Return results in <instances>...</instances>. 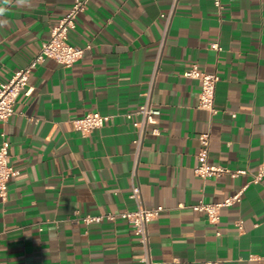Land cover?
Returning <instances> with one entry per match:
<instances>
[{
  "label": "crops",
  "instance_id": "0c3cea01",
  "mask_svg": "<svg viewBox=\"0 0 264 264\" xmlns=\"http://www.w3.org/2000/svg\"><path fill=\"white\" fill-rule=\"evenodd\" d=\"M74 1L13 0L0 18L8 21L0 26V83L35 57ZM222 4L87 0L69 40L91 48L70 67L49 57L38 63L33 92L22 91L15 113L0 119V142L5 132L19 169L8 199L0 198V264H140L126 220L75 219L135 209L134 182L145 207H164L149 224L153 264H264L251 258L264 252V180L223 207L217 224L192 208L234 193L264 161V0ZM193 66L219 76L215 114L199 107L201 82L185 75ZM149 89L162 110L160 133L149 129L137 154L138 115L126 112ZM88 111L112 117L82 135L72 119ZM202 132L210 134V163L247 172L197 175Z\"/></svg>",
  "mask_w": 264,
  "mask_h": 264
},
{
  "label": "built area",
  "instance_id": "2783aa9c",
  "mask_svg": "<svg viewBox=\"0 0 264 264\" xmlns=\"http://www.w3.org/2000/svg\"><path fill=\"white\" fill-rule=\"evenodd\" d=\"M87 0H75L69 11L59 19L57 23L51 27L50 37L42 42L41 48L35 57L25 66L17 68L8 81L0 83V119L8 120L15 113V102L18 95L25 91L31 94L34 87L30 84V76L32 70L47 57L55 59L59 63L70 67L81 59L86 50L91 48V44L77 45L69 40V33L76 28L77 17L79 13L85 10ZM217 7L222 8V0H214ZM172 12L163 14L167 21L170 19ZM211 46L220 49L218 43H212ZM158 61H156V65ZM154 71L152 79L154 78ZM186 76L198 78L201 82V92L199 94V107L208 110L211 114L217 112L215 107L216 85L219 76L216 73L200 71L193 66L185 71ZM161 108L155 105L151 99V89L145 93L144 101L134 111L126 112L127 117L133 118L134 114L138 118L134 120V124L138 127L137 135L134 139L136 152L139 153L146 132L150 129L153 134H159L158 128ZM111 115L100 111H88L85 114L72 119L74 128L82 135H88L94 129L104 126L110 119ZM0 142V198L8 199L9 181L11 178L19 174L17 169L11 162V141L5 132L1 134ZM200 149L198 152V164L195 167L197 175L205 178L208 176L221 177L230 174L235 177L247 171L244 169L233 170L221 164H213L209 161V132H202L199 135ZM133 175L135 169H133ZM264 180V161L260 164L259 171L254 174L250 181L228 195L221 201L207 202L200 199L192 205V208L203 211L207 214L208 219L212 223H219L221 220V209L225 206L233 205L241 200L243 192L250 183H261ZM130 197L136 202V208L133 210L125 209L118 212L108 211L106 213H87L76 217L78 222L85 225L100 223L104 220L115 222L118 219L126 220L133 232L136 234L142 253L140 256V264H153L151 239L149 234V224L164 209L162 205L156 207H145L142 202L141 187L134 182L131 187ZM242 228V224L238 223ZM252 259L263 260L264 252L260 255H252ZM206 264H217L215 260L206 261Z\"/></svg>",
  "mask_w": 264,
  "mask_h": 264
},
{
  "label": "clouds",
  "instance_id": "9594fccd",
  "mask_svg": "<svg viewBox=\"0 0 264 264\" xmlns=\"http://www.w3.org/2000/svg\"><path fill=\"white\" fill-rule=\"evenodd\" d=\"M17 7H31L32 0H14ZM13 0H0V18H3L9 11ZM8 23L6 19H0V26H4Z\"/></svg>",
  "mask_w": 264,
  "mask_h": 264
}]
</instances>
